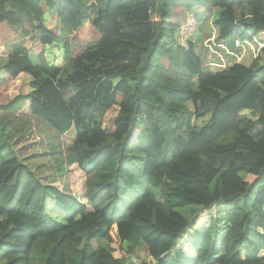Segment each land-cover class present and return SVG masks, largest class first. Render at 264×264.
I'll list each match as a JSON object with an SVG mask.
<instances>
[{"label":"trees","instance_id":"trees-1","mask_svg":"<svg viewBox=\"0 0 264 264\" xmlns=\"http://www.w3.org/2000/svg\"><path fill=\"white\" fill-rule=\"evenodd\" d=\"M88 5L96 17L85 25ZM207 9L227 52L264 32V0H0L1 70L7 82L30 77V91L0 93V264H131L143 248L142 264H264V63L206 72L180 33ZM13 38L40 46L37 65ZM45 46L61 48L63 68L46 63ZM58 81L75 92L65 97ZM189 105L207 106L202 126L189 125ZM6 115L73 132L68 159L86 204L21 162ZM212 209L192 253L175 248Z\"/></svg>","mask_w":264,"mask_h":264},{"label":"rangeland","instance_id":"rangeland-1","mask_svg":"<svg viewBox=\"0 0 264 264\" xmlns=\"http://www.w3.org/2000/svg\"><path fill=\"white\" fill-rule=\"evenodd\" d=\"M87 13L89 17L87 22H85V25L90 24L96 17L95 10L89 5L87 7ZM235 14L237 18L240 17L238 10L235 11ZM212 19L213 15L210 17L202 16L200 19L195 20L191 31L185 29L180 33L182 43L188 40L196 45V52L200 56L206 72L216 73L226 70L237 59L240 52L246 63L254 61L251 63L253 65L254 63H257L256 59L260 58L259 61L264 63V49L262 50L260 47H257L254 52H251L247 49L248 45L245 43L242 47L238 48L237 52H227L223 47L221 48L216 45V29L213 26ZM52 22L53 19L50 16L45 15V25L52 24ZM35 25L40 26L41 21L36 20ZM260 37L262 38L258 37L257 40L260 41L259 39H261L264 43V36ZM85 42V40L81 41V48L85 47V45L82 44ZM14 44L21 45V53H19L20 58L24 57L36 65L39 63V52L41 51L39 45H36L28 38L9 39V46H14ZM241 49L243 51H241ZM77 52L78 51H75V54H78ZM43 57L46 60V63L51 67L63 68L65 65L61 48L45 46L43 49ZM5 62L6 56H0V93L6 94L8 98H12L19 94L20 91H30V77L26 74H20L14 81H6L1 70V67ZM100 65H102V63H98L97 67ZM122 65H125V63H122ZM109 69L117 70L118 68L112 62ZM71 73L72 70L67 71L66 69H63L62 77L65 79ZM118 80V78H113V83H117ZM57 86L65 97L74 93L76 89V86L74 85L64 86L59 81L57 82ZM188 107L191 111V116L188 119L189 125L202 126L208 119V114H206L207 106L200 105L197 112H194L191 105ZM90 113L91 112L88 111L86 115H89ZM6 117L12 120L13 126L15 127L13 137L10 139V144L16 151L21 162L28 164L31 169L36 168V170L34 169L35 174L42 183L56 187L66 194H71L75 199L86 204L87 202L83 197V184L85 177L83 173L77 169L76 165H71V162L68 159L69 154L67 153V149L74 136L73 132H70L63 137H59L48 124L33 117L27 119L14 115H6ZM241 117L254 120L257 117V112L244 111L241 114ZM166 193L167 188L164 186L157 195V202L167 210V202L165 200ZM216 215L214 209L205 211L197 218L193 225L189 226L190 228H186V231H184L175 248L192 253L189 243L194 231L196 230L199 232L206 229L211 223V218ZM113 232L115 235V230ZM121 255L122 253L118 250L114 253V256L118 258L121 257ZM132 256L137 257L142 263L144 261H151L144 248Z\"/></svg>","mask_w":264,"mask_h":264},{"label":"crops","instance_id":"crops-1","mask_svg":"<svg viewBox=\"0 0 264 264\" xmlns=\"http://www.w3.org/2000/svg\"><path fill=\"white\" fill-rule=\"evenodd\" d=\"M185 2H186V0H178V3L179 4H182V5H185ZM236 10H238V9H236ZM210 10L209 9H207V10H205V11H203L202 13H197L196 14V16H191V20H192V22H193V24L195 23V20H198V19H200V17H202V16H205V17H210L211 15H209V12ZM239 11V14H240V10H238ZM198 17V18H197ZM197 18V19H196ZM237 18V17H236ZM238 19V18H237ZM213 20V19H212ZM202 22V21H201ZM193 27H191V29H192ZM260 36H264V32H261L257 37H259V38H262V37H260ZM264 40V39H263ZM237 46V45H236ZM241 47L243 46V45H240ZM241 51H243L242 49H241ZM244 57H243V55L241 54V52L239 53V55L237 56V59L233 62V63H241V64H243V65H246V66H251V63L252 62H254V61H250L249 63H246L244 60ZM241 60H243V61H241ZM231 66V65H230ZM229 66V67H230ZM211 70H213V69H211ZM240 117H241V115H240ZM257 130H259V127H256L255 128V130H254V132L255 131H257Z\"/></svg>","mask_w":264,"mask_h":264},{"label":"built area","instance_id":"built-area-1","mask_svg":"<svg viewBox=\"0 0 264 264\" xmlns=\"http://www.w3.org/2000/svg\"><path fill=\"white\" fill-rule=\"evenodd\" d=\"M258 37H256L252 42H245L247 43V49L251 52H254L257 47L260 49H264V43L262 42L261 39H259L260 41L257 40ZM245 43H238L237 46H240V45H244ZM130 263L131 264H142V262L137 258V257H134V256H130Z\"/></svg>","mask_w":264,"mask_h":264}]
</instances>
